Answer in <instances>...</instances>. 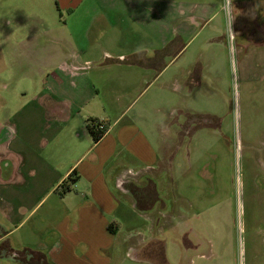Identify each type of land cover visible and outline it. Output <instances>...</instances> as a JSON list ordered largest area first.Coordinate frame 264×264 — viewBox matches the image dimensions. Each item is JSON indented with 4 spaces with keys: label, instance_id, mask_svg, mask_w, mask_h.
<instances>
[{
    "label": "rangeland",
    "instance_id": "1",
    "mask_svg": "<svg viewBox=\"0 0 264 264\" xmlns=\"http://www.w3.org/2000/svg\"><path fill=\"white\" fill-rule=\"evenodd\" d=\"M167 1L90 0L83 8L93 9L94 23L89 36L78 39L70 9H58L55 0H0V223L7 224V207H31L38 198L7 180L16 173L15 151L18 158L24 149L15 127L22 110L41 108L29 122L54 127L59 119L49 109L92 93L84 74L75 75L68 60L62 64L71 47L120 52L137 46L148 56L161 49L159 68H166L150 74L137 101L151 99L160 112L171 113L164 134L174 144L165 148L159 168L176 151L174 196L166 207L172 215L152 226L150 211L136 208L139 218L129 216L121 234L163 241L158 264H165L163 254L169 264H264V3L212 0L207 15H199L192 5L204 0H174L173 13ZM128 8L136 23L120 19ZM93 67L86 62L84 71ZM171 120L182 128L174 123L168 131ZM163 209L153 207V215L160 218ZM24 211L16 212V222Z\"/></svg>",
    "mask_w": 264,
    "mask_h": 264
},
{
    "label": "crops",
    "instance_id": "2",
    "mask_svg": "<svg viewBox=\"0 0 264 264\" xmlns=\"http://www.w3.org/2000/svg\"><path fill=\"white\" fill-rule=\"evenodd\" d=\"M89 1L55 0L58 9H70L74 38L89 36L95 14L88 6L83 8ZM211 2L204 0L192 6L202 15ZM258 2L264 3L251 0L250 4ZM179 3L185 5L184 0ZM167 5L168 13H173L174 0L167 1ZM131 10L124 11L120 19L136 23L139 18ZM48 30L44 29L45 35ZM71 48L62 64L68 60L75 75L84 74L92 93L62 99L63 109H49L59 119L60 124L54 127H37L29 122L37 112L41 115V108L22 110L15 127L24 149L18 158L15 151L16 173L7 180L21 182L27 193L38 198L31 207H7V224L0 223V243L4 244L0 264H28L23 260V249L43 253L51 264H158L163 241L154 234L145 238L121 234V228L129 216L130 221L139 218L136 208L150 211L152 226L172 212L166 207H172L174 196L171 172L176 151L171 149L167 166L159 168L165 148L174 144L164 134L165 120L171 113L160 112L151 99L139 104L137 101L150 74L155 70L159 75L166 68L162 63L159 68L163 50L156 49L154 56H148L137 46H126L120 52L99 49L95 44ZM86 62H91L94 69L85 72ZM95 121L106 124L96 141L88 129ZM174 123L171 120L168 131ZM175 124L183 126V122ZM211 125L222 127L220 123ZM72 173L76 181L69 186L67 179ZM66 185L69 189L62 191ZM44 204L43 211L35 216ZM153 207H165L157 212L160 218L153 215ZM21 210L25 215L16 222V212ZM170 220L172 223L173 216ZM162 262L169 264L164 254Z\"/></svg>",
    "mask_w": 264,
    "mask_h": 264
},
{
    "label": "trees",
    "instance_id": "3",
    "mask_svg": "<svg viewBox=\"0 0 264 264\" xmlns=\"http://www.w3.org/2000/svg\"><path fill=\"white\" fill-rule=\"evenodd\" d=\"M88 129H89V132L91 133V135L95 141L101 137L102 131H100L98 129H94L90 125H88ZM75 181H76V176H74V174L72 173L68 177L67 183H69V186H72V185H74ZM69 186L68 185H66V187L64 186L62 191L68 190ZM23 253L26 255L25 259L23 258L25 263H28V264H51L47 260L45 255L41 252L33 251V250H29V249H23ZM16 258H18V256H16Z\"/></svg>",
    "mask_w": 264,
    "mask_h": 264
},
{
    "label": "built area",
    "instance_id": "4",
    "mask_svg": "<svg viewBox=\"0 0 264 264\" xmlns=\"http://www.w3.org/2000/svg\"><path fill=\"white\" fill-rule=\"evenodd\" d=\"M90 126L93 127L94 129H98L102 131V133L106 130V124L103 121L91 122Z\"/></svg>",
    "mask_w": 264,
    "mask_h": 264
}]
</instances>
